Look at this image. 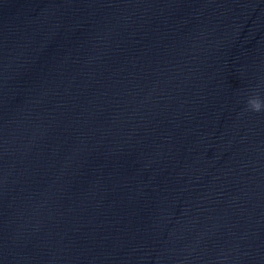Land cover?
Returning <instances> with one entry per match:
<instances>
[{
    "label": "water",
    "instance_id": "1",
    "mask_svg": "<svg viewBox=\"0 0 264 264\" xmlns=\"http://www.w3.org/2000/svg\"><path fill=\"white\" fill-rule=\"evenodd\" d=\"M264 0H0V264H264Z\"/></svg>",
    "mask_w": 264,
    "mask_h": 264
},
{
    "label": "clouds",
    "instance_id": "2",
    "mask_svg": "<svg viewBox=\"0 0 264 264\" xmlns=\"http://www.w3.org/2000/svg\"><path fill=\"white\" fill-rule=\"evenodd\" d=\"M249 107L253 111L264 110V101L255 97H250L248 101Z\"/></svg>",
    "mask_w": 264,
    "mask_h": 264
}]
</instances>
